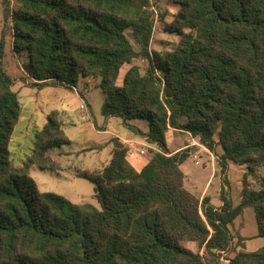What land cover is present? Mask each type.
I'll return each mask as SVG.
<instances>
[{
    "label": "trees",
    "instance_id": "trees-1",
    "mask_svg": "<svg viewBox=\"0 0 264 264\" xmlns=\"http://www.w3.org/2000/svg\"><path fill=\"white\" fill-rule=\"evenodd\" d=\"M11 1L16 7L9 9ZM2 3L11 49L26 55L31 85L73 88L79 79L99 78L101 114L121 118L158 150L148 149L136 168L126 145L112 137L107 164L78 173L93 185L99 207L40 191L30 166L60 169L53 150L69 139L58 112H51L30 154L13 163L8 146L22 105L3 65L1 36L0 264H217L222 250L232 264H264V244L238 249L241 238L229 229L252 207L264 239V175L257 187L242 180L236 204L224 183L216 207L184 187L180 164L187 150L170 154L165 140L170 128L197 137L215 152L222 174L227 161L245 166L246 174L264 168V0H168L177 10L165 29L178 41L162 50L150 47L152 0ZM137 58L146 61L143 70ZM134 119L146 121L145 133L127 123Z\"/></svg>",
    "mask_w": 264,
    "mask_h": 264
},
{
    "label": "rangeland",
    "instance_id": "rangeland-1",
    "mask_svg": "<svg viewBox=\"0 0 264 264\" xmlns=\"http://www.w3.org/2000/svg\"><path fill=\"white\" fill-rule=\"evenodd\" d=\"M16 7L15 2L11 1L9 9ZM153 14H154V30L151 40V49L162 50L171 49L178 41V37L165 29L167 22L171 20V13L177 10V5L169 4L168 0H152ZM12 29L11 20L9 14L0 0V37L2 36L5 44V55L3 58V65L6 72L13 79L12 89L19 97L23 105L24 112H28V120L26 122H18L15 126V130L8 146L11 151L12 161L14 164H21L26 156L30 154L31 148L33 147V140L35 133L39 131L47 120V115L51 112H58L59 118L65 119L67 116L71 120V124L64 126V132L70 140L69 145H63L62 149L70 150L71 155L69 158L70 164L68 169L63 172L66 177L57 176L56 173H52L49 170H43L37 167H31L29 176L33 177L40 184L46 185L54 192H67L69 191L75 199H70L72 202L82 205L83 203H91L96 207L99 204L96 202L94 197H89V194L93 193L92 184L83 177H76L74 175L75 170H81L86 172H93V164L99 160L104 159L107 155V150L103 148L102 152H88V150H80L91 142L92 137L90 133L97 134L96 131L90 130L89 126L91 123L96 122L98 125L104 124L109 130L110 134L105 133L103 135L110 136L111 134H122L131 136L134 134V130L130 129L122 119L110 116L104 117L100 113V107L103 104L104 96L101 89L93 85L95 80L90 78L87 79L88 84L92 87L89 91L82 82L81 79L77 81L75 87L80 91L84 92V98L90 103V121L86 122L81 119V109L79 104L81 98L76 95L72 88L63 85H45L41 88L31 85L32 79L24 71V64L27 61L24 53L13 52L11 49L12 41ZM129 34V32H128ZM131 39V38H130ZM132 41V40H131ZM136 47V46H135ZM137 48V47H136ZM134 63L140 66L143 70L146 65V61L142 59L133 60ZM127 65L124 64L120 68V72L123 73ZM121 82V75L117 80V83ZM175 132V131H174ZM137 133V132H136ZM179 136L173 138L171 132L167 134V142L171 147L179 145L183 140L191 139L183 132H179ZM98 135V134H97ZM198 140V138H195ZM108 147V146H105ZM214 150L219 155V146L215 145ZM214 155L215 152L211 151ZM205 153V152H204ZM207 154V153H205ZM205 154H201L198 157L199 164L193 163V158L188 157V163L190 168L191 176L194 177L195 183L193 185L185 182L184 186L193 194L198 195L205 183L207 182L210 173L211 165L208 161V157ZM67 162V160H65ZM217 173L212 180V184L208 189V194L211 197L216 196V191L222 185L227 186L229 195L233 201L237 202L239 199V191L242 186V180L245 181L249 187H257V177L264 175V168L259 167L255 173L246 174V167L239 166L232 162L229 163V167H226L224 176H219L220 166L216 164ZM59 173H61L59 171ZM221 173V172H220ZM50 177L52 180H50ZM224 179V182H223ZM84 197L83 200H81ZM216 197V201H217ZM247 220V216L243 214L238 220L239 223H244ZM237 222H234L236 227ZM232 225V223L230 224ZM232 233L233 237H237L238 233ZM187 245L196 251L194 244L187 242Z\"/></svg>",
    "mask_w": 264,
    "mask_h": 264
},
{
    "label": "crops",
    "instance_id": "crops-1",
    "mask_svg": "<svg viewBox=\"0 0 264 264\" xmlns=\"http://www.w3.org/2000/svg\"><path fill=\"white\" fill-rule=\"evenodd\" d=\"M152 36H153V34H152ZM150 45H151V43H150ZM120 75L122 77L123 73L120 72L119 73V77H120ZM119 77H118V79H119ZM88 78H90L92 80H95V83L93 85L98 86L99 78H94V77H88ZM88 78L81 79L82 82H84V85L87 88V91H89L90 88L92 87L87 82ZM73 92L76 95H79V97L81 98L80 104L82 102H84L85 106H86L85 109H82V108H80V104H79V108L81 109V113H82L81 114V119H82V116L85 115V119H82V120L86 121V122L90 121V117H89V115L91 113L90 112V103H89V101L85 100L86 97L84 98V95H85L84 92L85 91H80L79 89L76 88V91L73 90ZM101 92H102V90H101ZM102 94H103V92H102ZM103 96H104V94H103ZM21 105H22V103H21ZM27 114H28V112H24L23 105H22V111H21V115H20L19 121L20 122H26L28 120ZM108 117H110V116H108ZM63 122H64L63 130H64V126L65 125L72 123L68 116L63 120ZM127 123H129L130 125H132L133 127L137 128V129H139V131H141L142 133H145L147 131V129H148L146 121L141 120V119L130 120V121H127ZM89 128H90V130L96 131L98 135L94 134V133H90L91 135H89V136L92 137L91 142H88L87 145L84 146L83 148H81L80 150L81 151L82 150H88V152H90V153L93 152V151L102 152L103 148L107 150V155H105L104 159L99 160L98 162L93 164L94 165L93 166V172L100 171L102 169V167L105 164H107V162L109 161V159H110V151H111V148H112V145H111V143L109 141H110V139L112 137H118L120 139V141H122L125 145H126V141L127 140H131V141L134 142V146L129 149L128 159L136 168H140L146 162V160H147L146 153H147L148 149H153L155 151L158 150V147L155 144L149 143L142 134L136 133L135 131H134V134L131 135V136H128L129 134L128 135L127 134L126 135L111 134L110 136H106V135H103V134H105V133L110 134V132H109V130L107 129V127L104 124L98 125L96 122H93V123L90 124ZM169 132H171V135H172L173 138L178 137L179 134H180L179 132H183L187 136L191 137V135L188 132H185L183 130L176 129V128L168 129V131L166 132V136H167V134ZM166 136H165L166 145H167V148H168V151L170 152V154H172L174 152H177V151L184 150V149L187 150V153H188L187 158L188 157L193 158L192 155H191L192 151H197L198 155L207 153L205 155H207L208 161H209V163H210V165L212 167L211 168V173H210V176H209L207 182L203 186L201 192L198 195H196V196H198L200 199H202L203 196H207L209 198V202L212 205H214L216 207L220 206L221 203H222L220 198H219L220 187L216 191V194H217L216 196L211 197L208 194V189H209L210 185L212 184V180H213V178L215 177V175L217 173V170H216V167H215L216 164H217L216 155H214L208 149L207 150L197 149L196 147H193V146L186 147V145H188L191 140H194V141L196 140L194 137H191V139L183 140V142H181L179 145L171 147L170 144L167 142V137ZM11 139H13V138H11ZM69 144H70V140H69ZM69 144H66V145H69ZM62 146H60L58 148H55L53 150V152H55V153H60V157H61L60 169H58L55 172L54 171H50L52 173H56L57 176L59 175V178L60 177H66V174L64 173L65 172L64 170L68 169L69 165H71L70 161H69V158H70V155H71L70 154L71 151L62 149ZM105 146H108V147H105ZM187 158L180 164V167H181V169L184 172V184H185V182H187L188 184H191V185L195 186L194 185L195 179H194L193 176H191L190 168H189L190 165L188 163ZM65 160H67V162ZM194 161H195V159L193 158V163H194ZM229 163H230V161H227L226 167H229ZM31 167H37V166L36 165H31L30 168ZM30 168L28 170V173L30 171ZM59 171L61 173H59ZM80 172H83V171L75 170L74 171V175L76 177H78V173H80ZM88 173H92V172H88ZM224 173L225 172H223V174H222L219 171V176L221 177V180H222V177L224 176ZM52 178H54V177H50L49 179L52 180ZM34 181L36 182V185H37V187H38V189L40 191H52V189H50L46 185H43L42 183L40 184L35 179H34ZM52 192H54V190ZM55 193H57V192H55ZM57 194H60V195L64 196L65 198L69 199V200L70 199H75L72 196H70L71 193L69 191H67V192H58ZM93 194H94V192L89 194V197H93ZM216 197L218 199L217 201H216ZM81 198H82L81 200L84 199V197H81ZM238 200H237V202H238ZM232 201H233V199H232ZM237 202L233 201L234 204H236ZM243 214H245L247 216V220L244 223L241 224V223L238 222V220L240 219L241 216H243ZM234 222H237L236 227L234 226ZM229 229H230L231 233H233V234L236 233V232H234V230H236L237 233H238L237 237L241 238V242H242L243 246L242 247L238 246V249L242 248V249H244L246 251H255V250H258L259 248H261V246L264 244V239L261 236L258 235V229H257V225H256L255 213H254V210H253L252 207H245L242 210V212L232 221V225H229ZM236 238L234 237V240Z\"/></svg>",
    "mask_w": 264,
    "mask_h": 264
},
{
    "label": "built area",
    "instance_id": "built-area-1",
    "mask_svg": "<svg viewBox=\"0 0 264 264\" xmlns=\"http://www.w3.org/2000/svg\"><path fill=\"white\" fill-rule=\"evenodd\" d=\"M151 9L153 11V7L152 6H151ZM72 90L76 91V88L73 87ZM85 107H86L85 103L82 102L80 104V108L85 109ZM82 119H85V115L82 116ZM133 146H134V142L133 141H131V140H127L126 141V147L128 149H130ZM189 146L196 147L197 149L207 150V148L198 140H195V141L191 140L189 142V144L186 145V147H189ZM191 155L195 159L194 163L195 164H199L200 163L199 160H198L199 155H198L197 151H192ZM217 264H232L231 257H230V254H229L228 250H222V251H220L218 253V263Z\"/></svg>",
    "mask_w": 264,
    "mask_h": 264
}]
</instances>
